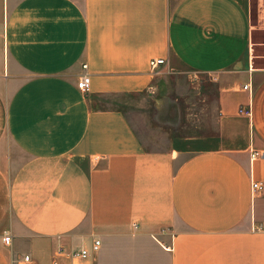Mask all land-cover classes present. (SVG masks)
I'll return each mask as SVG.
<instances>
[{"label":"crops","instance_id":"obj_1","mask_svg":"<svg viewBox=\"0 0 264 264\" xmlns=\"http://www.w3.org/2000/svg\"><path fill=\"white\" fill-rule=\"evenodd\" d=\"M251 4L0 0V264H264Z\"/></svg>","mask_w":264,"mask_h":264},{"label":"rangeland","instance_id":"obj_2","mask_svg":"<svg viewBox=\"0 0 264 264\" xmlns=\"http://www.w3.org/2000/svg\"><path fill=\"white\" fill-rule=\"evenodd\" d=\"M251 19L252 24L257 28L256 33L254 34V41L255 43H262L264 42V0H252L251 4ZM175 106H170V108L174 109ZM185 106L181 107L180 110L185 111ZM186 111V114L180 115V118L182 120L178 121H166L160 123L161 125H164L169 130H172L176 134H183V135H190L194 132H196L199 127L206 126L207 123H198V122H192L191 118L189 116V109ZM183 111V113H184ZM211 124V123H209Z\"/></svg>","mask_w":264,"mask_h":264},{"label":"built area","instance_id":"obj_3","mask_svg":"<svg viewBox=\"0 0 264 264\" xmlns=\"http://www.w3.org/2000/svg\"><path fill=\"white\" fill-rule=\"evenodd\" d=\"M165 65V60L163 59H158V60H152L150 63L151 69L152 70H157ZM86 69V66L83 67ZM90 86H91V77L88 74L82 75L78 82V89L83 92V93H88L90 91ZM245 90H249L248 86L244 87ZM249 114V112H247ZM256 157H259V153L253 152L252 153V159H255ZM264 188V184L260 182H253L252 183V192H258L261 191ZM4 243L8 246L11 243V237L9 235H6L3 239ZM101 247V242L99 240H95L93 242V245L91 247V250L87 249H82L80 251H74L71 256L73 258L85 260L88 259L91 255V253H96L99 251ZM25 261H29V257H25Z\"/></svg>","mask_w":264,"mask_h":264}]
</instances>
